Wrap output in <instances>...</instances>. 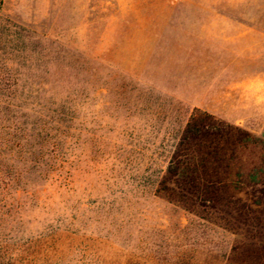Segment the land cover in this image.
Here are the masks:
<instances>
[{"label":"rangeland","instance_id":"374dc122","mask_svg":"<svg viewBox=\"0 0 264 264\" xmlns=\"http://www.w3.org/2000/svg\"><path fill=\"white\" fill-rule=\"evenodd\" d=\"M195 105L264 140V0H0V142L57 154L0 186V264H264V199L157 190Z\"/></svg>","mask_w":264,"mask_h":264},{"label":"trees","instance_id":"16d2710c","mask_svg":"<svg viewBox=\"0 0 264 264\" xmlns=\"http://www.w3.org/2000/svg\"><path fill=\"white\" fill-rule=\"evenodd\" d=\"M20 36L21 32L15 30L13 47L16 49L19 46L16 40ZM17 50L12 57L14 61L20 57ZM19 75V71L14 73V97L17 96ZM16 106L19 110V105ZM37 127L31 126L28 135L17 133L15 142L1 140V144L9 145L0 151L1 188L25 174L42 175L49 169L47 159L56 158L54 150L36 149V136L46 129L40 131ZM15 128L20 126L15 124ZM175 139L169 164L157 176L159 193L166 190L184 203H198L215 210H221L220 204L233 201L235 195L250 200L251 204L264 199V140L254 137L248 129L217 119L211 112L195 105L189 117L175 128ZM21 141L30 146L23 148ZM17 161H23L26 166L15 167ZM11 162L15 168L7 166L6 163Z\"/></svg>","mask_w":264,"mask_h":264},{"label":"crops","instance_id":"0c3cea01","mask_svg":"<svg viewBox=\"0 0 264 264\" xmlns=\"http://www.w3.org/2000/svg\"><path fill=\"white\" fill-rule=\"evenodd\" d=\"M238 1V0H237Z\"/></svg>","mask_w":264,"mask_h":264}]
</instances>
